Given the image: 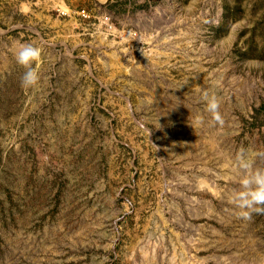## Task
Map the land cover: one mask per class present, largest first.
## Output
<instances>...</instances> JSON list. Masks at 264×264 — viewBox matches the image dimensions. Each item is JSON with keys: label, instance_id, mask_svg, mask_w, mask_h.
I'll list each match as a JSON object with an SVG mask.
<instances>
[{"label": "rangeland", "instance_id": "374dc122", "mask_svg": "<svg viewBox=\"0 0 264 264\" xmlns=\"http://www.w3.org/2000/svg\"><path fill=\"white\" fill-rule=\"evenodd\" d=\"M263 142L264 0H0V264H264Z\"/></svg>", "mask_w": 264, "mask_h": 264}, {"label": "clouds", "instance_id": "9594fccd", "mask_svg": "<svg viewBox=\"0 0 264 264\" xmlns=\"http://www.w3.org/2000/svg\"><path fill=\"white\" fill-rule=\"evenodd\" d=\"M39 55L40 49L31 43H20L15 46L13 57L15 63L24 69L20 77V84L24 88L33 87L39 81V73L33 67ZM205 98L206 110L213 120L220 122L216 98L214 96L209 98L207 94ZM231 202L238 217L245 220L250 218L252 212H264V167H258L242 177L240 187L234 191Z\"/></svg>", "mask_w": 264, "mask_h": 264}, {"label": "built area", "instance_id": "2783aa9c", "mask_svg": "<svg viewBox=\"0 0 264 264\" xmlns=\"http://www.w3.org/2000/svg\"><path fill=\"white\" fill-rule=\"evenodd\" d=\"M75 14L79 17L81 22H89L92 18V16L88 12H85L84 9L78 10ZM97 25L102 27L106 32H113L114 30L113 24L106 16L98 18Z\"/></svg>", "mask_w": 264, "mask_h": 264}, {"label": "trees", "instance_id": "16d2710c", "mask_svg": "<svg viewBox=\"0 0 264 264\" xmlns=\"http://www.w3.org/2000/svg\"><path fill=\"white\" fill-rule=\"evenodd\" d=\"M263 165H264V142H263Z\"/></svg>", "mask_w": 264, "mask_h": 264}]
</instances>
